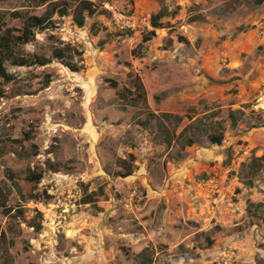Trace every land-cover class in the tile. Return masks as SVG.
<instances>
[{
	"label": "rangeland",
	"instance_id": "374dc122",
	"mask_svg": "<svg viewBox=\"0 0 264 264\" xmlns=\"http://www.w3.org/2000/svg\"><path fill=\"white\" fill-rule=\"evenodd\" d=\"M90 1L110 13L79 27V0H0L3 29L23 27L14 13L68 9L15 47L50 63L7 57L14 79L0 77V264H264V113L250 110L264 87V7ZM206 40L214 46L198 57ZM30 171L44 178L31 183Z\"/></svg>",
	"mask_w": 264,
	"mask_h": 264
},
{
	"label": "trees",
	"instance_id": "16d2710c",
	"mask_svg": "<svg viewBox=\"0 0 264 264\" xmlns=\"http://www.w3.org/2000/svg\"><path fill=\"white\" fill-rule=\"evenodd\" d=\"M46 1V0H44ZM264 0H260L258 5L263 4ZM110 13L108 10L104 8H98L92 1L90 0H79L77 6L74 9V20L77 23L79 27H84L86 25L87 17H94L101 13ZM55 13H58L60 16H65L68 13V9L65 7H61L58 4H55L52 6V11L47 16H37V15H28V16H20L18 13H14L16 18H22L23 21V27L20 29L17 28H1L3 25L0 24V77L4 78L5 81L10 82L13 81L14 77L13 75L9 74L7 68H6V60L7 57H12V62L15 65L19 66H30V65H40L45 66L48 63H50V59L43 57V56H35L34 58H25V57H14V50L15 47L18 44H28L33 38H34V31L36 29L44 30L51 26V20L50 17L54 15ZM176 12H172V15ZM169 15V12L167 9H161L158 13L152 16L151 18V24L153 26V30L151 34L154 36L156 34V30L164 28V24H162V19L164 17H167ZM1 22V17H0ZM144 40H149V36L144 37ZM178 41L180 43H184L185 47L189 46L190 42L189 39L182 35H178ZM214 46L213 40H206L203 41L200 44V50H199V56L203 57L207 53L208 50L212 49ZM53 57L56 59H64L65 52L64 50L57 49L53 53ZM65 64L74 72H78L80 70V67L76 64H72L69 61H65ZM166 117H169L168 115H165ZM26 137L30 139V134H27ZM210 142L214 145H222L224 140V134H213L209 136ZM35 147V146H34ZM38 152H35L34 154H37ZM126 171L120 173L119 175L122 176H129L133 173V166L130 163L127 162L126 165ZM49 169L53 172L58 171L57 164H51L49 166ZM44 178V172L42 171H30L27 175V180L31 183H40L42 179ZM84 203L86 204H92L96 203L94 198V193H90L86 195L84 198ZM100 212L103 211V206H96ZM18 214L20 216H23L22 211H18ZM29 222V220H28ZM32 222V221H31ZM30 222V224H31ZM32 227H35L36 230L40 229V224H37V222H32ZM214 244V239L207 238V245L206 248L211 247ZM36 264V263H32Z\"/></svg>",
	"mask_w": 264,
	"mask_h": 264
},
{
	"label": "built area",
	"instance_id": "2783aa9c",
	"mask_svg": "<svg viewBox=\"0 0 264 264\" xmlns=\"http://www.w3.org/2000/svg\"><path fill=\"white\" fill-rule=\"evenodd\" d=\"M107 7L111 10L115 20L122 26V28L133 26L132 18L117 11L114 7L109 5H107ZM250 110L256 114L264 113V87L259 90L254 99L250 102Z\"/></svg>",
	"mask_w": 264,
	"mask_h": 264
},
{
	"label": "crops",
	"instance_id": "0c3cea01",
	"mask_svg": "<svg viewBox=\"0 0 264 264\" xmlns=\"http://www.w3.org/2000/svg\"><path fill=\"white\" fill-rule=\"evenodd\" d=\"M255 2H256V4H258L260 2V0H255ZM261 6L264 7V2H263V4H261Z\"/></svg>",
	"mask_w": 264,
	"mask_h": 264
},
{
	"label": "clouds",
	"instance_id": "9594fccd",
	"mask_svg": "<svg viewBox=\"0 0 264 264\" xmlns=\"http://www.w3.org/2000/svg\"><path fill=\"white\" fill-rule=\"evenodd\" d=\"M256 94H257V93H256ZM255 96H256V95H255ZM255 96H254V97H255ZM254 97H253V99H254ZM253 99H252V100H253Z\"/></svg>",
	"mask_w": 264,
	"mask_h": 264
}]
</instances>
